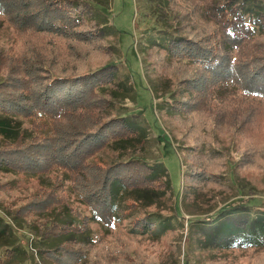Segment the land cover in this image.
<instances>
[{
	"label": "trees",
	"instance_id": "16d2710c",
	"mask_svg": "<svg viewBox=\"0 0 264 264\" xmlns=\"http://www.w3.org/2000/svg\"><path fill=\"white\" fill-rule=\"evenodd\" d=\"M160 1L171 18L143 51L150 89L178 144L182 206L208 212L234 196L229 158L238 175L264 173V13L245 0ZM91 10L90 0H0L10 30L0 43V175L14 177L0 179V205L34 233L42 264H166L174 189L164 165L142 156L149 129L112 109L133 89ZM241 202L196 221L205 264H264V211ZM2 235L0 264H21L15 229L0 224Z\"/></svg>",
	"mask_w": 264,
	"mask_h": 264
},
{
	"label": "rangeland",
	"instance_id": "374dc122",
	"mask_svg": "<svg viewBox=\"0 0 264 264\" xmlns=\"http://www.w3.org/2000/svg\"><path fill=\"white\" fill-rule=\"evenodd\" d=\"M160 2V0H90L92 10L88 17L101 26L105 41L113 51L110 58L111 62L116 65L120 75L125 78L127 86H131L133 89L126 95L116 98L112 109L116 114L127 115L131 121L149 129V139L144 146L142 156L150 162L157 161L164 165L168 170L174 189L175 218L172 219L171 226L175 230L166 233L162 246L166 248L167 244L172 242L175 250L172 251L171 258L166 264H205V252L201 250L202 245L196 240L198 235L191 239L194 233L197 234L196 221L204 219L203 216L206 213L210 214L218 208L231 206L229 203L236 199L242 200L240 203L242 206H251L253 210L264 211V173L238 175L233 171L235 160L229 158L225 180L232 186L234 196L219 198L215 207L208 212H202L200 208L193 205L187 206V208L182 206V159L177 141L173 139L171 134L172 124L162 116L160 109L162 102L156 100L151 92L150 88L155 79L153 70L145 60L143 52L149 37L161 33L160 31L165 30L166 25L170 22L171 16L169 14L160 15L157 11L158 6H161ZM245 2L253 11L264 13V0H245ZM9 34L8 27L0 28V43L9 44ZM16 121L13 120L12 123L16 125ZM17 122L21 128H26L24 122L21 120ZM220 144L228 155H234L232 143L228 140H222ZM100 156L108 159L107 153H101ZM12 178L14 177L10 174L0 175L1 180ZM3 195L4 192L0 191V199ZM139 211L140 209L134 211L120 225H125V228L128 229L131 226V219L138 216ZM1 216L5 220L1 219L0 224L8 223L15 229L19 243L26 251L21 264H42L37 260L38 256L33 251L32 236L34 233L24 223L13 222L0 205ZM127 236L130 237L132 243L144 239V236L138 234H127ZM5 243L6 240L3 235L0 236V257L3 255L5 248L3 244ZM31 252H34V256H31ZM154 255L153 250L151 256ZM140 258L142 256H139Z\"/></svg>",
	"mask_w": 264,
	"mask_h": 264
}]
</instances>
